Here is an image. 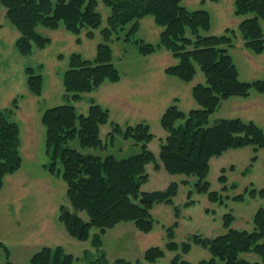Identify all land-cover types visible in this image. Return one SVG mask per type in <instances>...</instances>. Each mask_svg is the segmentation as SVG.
I'll return each instance as SVG.
<instances>
[{
    "label": "trees",
    "instance_id": "obj_1",
    "mask_svg": "<svg viewBox=\"0 0 264 264\" xmlns=\"http://www.w3.org/2000/svg\"><path fill=\"white\" fill-rule=\"evenodd\" d=\"M101 1L110 8L107 26L100 29L104 42L97 44L92 59L83 58L79 53L69 55L61 83L70 103L46 108L41 117L46 151L50 155L49 172L54 173L59 161L61 177L66 183L67 197L73 209L66 210L61 219L71 235L79 240H86L92 228L103 233L106 228L128 220L135 221L138 228L148 231L153 222L150 214L152 206L165 202L170 204L179 188L177 182H171L163 190L141 191V185L148 177L146 166L153 163L154 168L158 169L156 156L148 148L154 137L148 124L122 127L110 123L107 140H104L100 137V131L102 126L109 123L108 110L92 99L87 113H79L74 105L82 99L83 94L95 91L103 83L120 80V72L113 63L110 42L119 41V38L132 42L141 56L166 49L177 62L168 66L165 73L181 81H191L197 67L204 75V83H197L191 89L196 108L184 113L176 104H172L160 118L166 135L160 143L157 158L169 174L196 177L193 189L198 193H207L210 201H219L228 188L224 174L227 169L223 168L218 178L223 183L220 191L211 190L207 180L210 159L230 149L251 145L255 152L252 161H256L258 149H264V131L253 121L222 118L209 123L210 116L223 100L248 97L251 90L264 94V77L253 81L239 79L238 70L229 54L235 34L233 29L227 28L222 35L208 34L211 28L210 13L200 9L191 11L181 4V0ZM98 3L99 0H0V7L5 9L6 19L19 33L14 42L15 49L19 55L28 56L51 43L49 37L38 31L39 27L55 30L63 25L66 31L76 36L77 44L81 42L83 31L86 32L85 37L91 39L102 22L97 10ZM234 14L242 17L252 14L240 21L238 31L246 48L255 53L263 52L261 20L264 19V0H235ZM147 15H152L156 25L163 28L156 44L135 38L139 19ZM123 32L125 35L122 38ZM25 74L29 93L40 96L43 91L42 75L35 73L30 66L25 68ZM17 107L18 98H14L11 107L0 110V189L5 177L15 173L22 165L20 129L13 120ZM115 137L138 145L139 152L116 158L112 154L103 156L83 151H102ZM74 140L82 150L69 145ZM187 183L183 181V184ZM243 192L264 199V188L252 187ZM245 193L234 198L243 199ZM191 194L188 193V196ZM82 211L86 212L87 221L79 217L78 213ZM233 219L230 212L222 216L226 231L218 236H191L194 244H202L209 249L210 259L199 264H259L241 258L240 254L244 252L255 253L264 264V205L255 212L251 231L231 228ZM94 236L98 237V234ZM169 236L172 237L173 233L170 232ZM166 246L172 251L182 248L180 251L186 254L190 243L184 242L181 248L175 242ZM0 247L8 254V249L2 243ZM163 255V249L152 247L144 253V261L152 263ZM27 264L78 263L71 254H66L61 246H57L40 249ZM114 264L145 263L140 260L134 263L116 260ZM175 264L190 263L180 260Z\"/></svg>",
    "mask_w": 264,
    "mask_h": 264
},
{
    "label": "rangeland",
    "instance_id": "obj_2",
    "mask_svg": "<svg viewBox=\"0 0 264 264\" xmlns=\"http://www.w3.org/2000/svg\"><path fill=\"white\" fill-rule=\"evenodd\" d=\"M234 1L181 0V4L191 11L200 9L210 13L211 28L208 34L222 35L227 28L235 31L229 54L238 70L239 79L253 81L264 77V51L255 53L244 46L238 24L252 14L236 16ZM97 10L102 22L91 39L86 38V32L83 31L81 42L77 44L76 36L66 31L63 25L55 30L39 27L38 31L49 37L51 43L42 50H34L31 55L21 56L14 46L19 33L6 19L5 9L0 7V110L11 107L13 99L18 98L13 120L20 129L19 152L22 158L21 167L5 177L0 189V243L8 249V254H5L0 247V264H27L40 249L57 246H61L66 254H71L78 264H114L116 260L131 263L140 260L145 264H175L185 260L190 264H199L210 259L209 249L202 244H194L191 236L199 234L215 237L224 233V214L232 213L234 219L231 228L253 230V216L264 205V199L243 191L252 187L264 188V149H258L256 161H252L255 152L251 145L230 149L210 159L207 180L211 190L220 191L223 183L218 178L222 169H227L224 174L228 188L225 187L226 192L219 201H210L207 193H198L193 189L196 177L169 174L165 170L157 158L160 143L166 135L160 125V118L172 104H176L184 113L196 108L191 89L197 83H204V75L198 67L189 82L167 75L165 69L177 61L166 49L143 57L132 42L122 41L121 38L110 42L113 63L120 72V80L103 83L95 91L83 94L82 99L74 105L79 113H87L92 99L108 110L109 123L102 126L100 131V137L104 140H107L110 123L122 127L148 124L154 136L148 148L156 156L158 169L154 168L153 163L146 166L148 177L141 185V191L163 190L171 182H177V194L170 204L165 202L152 206L150 214L153 222L148 231L141 230L135 221L128 220L106 228L103 233L92 228L86 240H79L71 235L61 219L66 210L73 209L67 197L66 183L61 177L59 161L54 173L49 172L50 155L46 151L45 128L41 117L46 108L70 103L61 83L62 74L68 67L69 55L79 53L83 58L92 59L97 44L104 42L100 29L107 26L110 8L99 0ZM261 25L264 33V19ZM162 30L152 15H147L139 19L135 38L156 44ZM124 32L121 33L122 38ZM149 60L157 61L152 63ZM28 66L42 75L43 91L40 96L31 95L27 89L25 68ZM161 67H164L165 75L159 77L157 73ZM222 118L253 121L264 131V94L251 90L248 97L223 100L210 116L209 123ZM117 139L120 140L115 137L112 144L108 143L104 154L101 152L105 149L83 151L103 156L112 154L116 158L139 152L138 145L121 139V143L126 142L122 145ZM69 145L82 150L77 140L71 141ZM183 181L188 183L183 184ZM188 193H192L190 197ZM242 193H245L243 199L234 198ZM78 215L88 220L86 212H79ZM170 232L173 233L172 237L169 236ZM97 234L98 237H95ZM173 242L180 248L184 242H189V251L183 254L180 251L182 248L176 251L167 249L166 245ZM152 247L163 249L164 255L155 262L147 263L144 253ZM240 257L262 264L253 252L241 253Z\"/></svg>",
    "mask_w": 264,
    "mask_h": 264
},
{
    "label": "crops",
    "instance_id": "obj_3",
    "mask_svg": "<svg viewBox=\"0 0 264 264\" xmlns=\"http://www.w3.org/2000/svg\"><path fill=\"white\" fill-rule=\"evenodd\" d=\"M152 55H154V54H152ZM152 55H148V56H152ZM148 56H143V57H148ZM149 61L153 63V62H156L157 60H149ZM163 70H164V67H161V69H159V72L157 73V75H159V77L162 76V75H165L164 72H163ZM113 86H115V84H113ZM177 100H178V99H177ZM117 140H118V139H117ZM118 141H119V144H122V145H123L124 143H126V142H124V141L121 143V139L118 140ZM126 145H129V144H126ZM107 149H108V148H106L105 151L103 150L101 153L104 154V153L107 151ZM129 156H130V155H129ZM126 157H127V156H126ZM122 158H124V157H122Z\"/></svg>",
    "mask_w": 264,
    "mask_h": 264
}]
</instances>
